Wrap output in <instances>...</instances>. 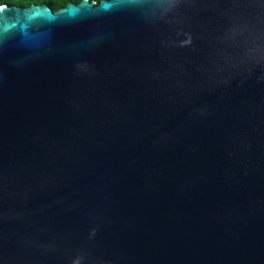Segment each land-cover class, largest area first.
I'll list each match as a JSON object with an SVG mask.
<instances>
[{
  "label": "water",
  "instance_id": "1",
  "mask_svg": "<svg viewBox=\"0 0 264 264\" xmlns=\"http://www.w3.org/2000/svg\"><path fill=\"white\" fill-rule=\"evenodd\" d=\"M0 264H264V0L0 7Z\"/></svg>",
  "mask_w": 264,
  "mask_h": 264
},
{
  "label": "trees",
  "instance_id": "2",
  "mask_svg": "<svg viewBox=\"0 0 264 264\" xmlns=\"http://www.w3.org/2000/svg\"><path fill=\"white\" fill-rule=\"evenodd\" d=\"M83 0H0V7H19L28 8L33 5H45L51 9L52 12H56L65 8L69 4L78 5ZM89 3H94L97 6L103 0H87Z\"/></svg>",
  "mask_w": 264,
  "mask_h": 264
}]
</instances>
